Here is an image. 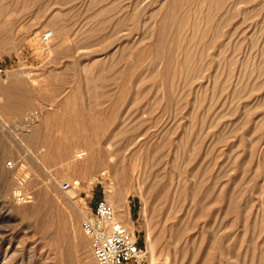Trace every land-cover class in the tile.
Wrapping results in <instances>:
<instances>
[{"label":"rangeland","instance_id":"rangeland-1","mask_svg":"<svg viewBox=\"0 0 264 264\" xmlns=\"http://www.w3.org/2000/svg\"><path fill=\"white\" fill-rule=\"evenodd\" d=\"M173 2H0V264H95L102 197L151 264H264V0Z\"/></svg>","mask_w":264,"mask_h":264},{"label":"built area","instance_id":"built-area-1","mask_svg":"<svg viewBox=\"0 0 264 264\" xmlns=\"http://www.w3.org/2000/svg\"><path fill=\"white\" fill-rule=\"evenodd\" d=\"M51 33L46 32L44 39H49ZM5 73L0 62V79ZM8 165L12 167L13 163ZM73 186L74 183L63 182L60 189L68 191ZM80 227L89 239L95 264H151L147 248L139 243L134 231L116 219L114 206L105 197L97 199L89 213L83 215Z\"/></svg>","mask_w":264,"mask_h":264},{"label":"bare ground","instance_id":"bare-ground-1","mask_svg":"<svg viewBox=\"0 0 264 264\" xmlns=\"http://www.w3.org/2000/svg\"><path fill=\"white\" fill-rule=\"evenodd\" d=\"M173 1V0H172ZM0 2H2V0H0ZM219 2H220V6H222L224 3H225V0H214V3H218L219 4ZM215 4V5H216ZM171 5H175V0H174V2L171 4ZM214 5V6H215ZM173 6H170L171 8L173 7ZM219 6V5H218ZM216 8H217V5L215 6ZM214 7V9H216ZM174 8V7H173ZM213 9V8H212ZM219 10H221V8H217V11H219ZM171 11V10H170ZM214 12H215V10H213ZM212 11V12H213ZM174 11L172 10V13H173ZM167 13V12H166ZM172 19V18H171ZM160 23V22H159ZM158 23V24H159ZM159 31V30H158ZM46 32H48V31H46ZM45 32V33H46ZM161 32V31H160ZM44 33V34H45ZM44 34H43V36H44ZM162 35V34H161ZM52 38V33H51V37L49 38V39H47V40H45L44 39V37H42V39L43 40H45V41H48V40H50ZM161 38V37H160ZM159 38V39H160ZM162 40V39H161ZM158 41V40H157ZM156 42V41H155ZM160 42V41H159ZM153 43V42H152ZM154 44V43H153ZM160 45V44H159ZM157 47H158V45H157ZM160 47V46H159ZM154 48H155V46H154ZM156 49V48H155ZM157 51H158V49H157ZM154 52H156V51H154ZM159 53V52H158ZM142 54V53H141ZM188 58H189V56H188ZM187 58V59H188ZM186 60V59H185ZM125 78V77H124ZM127 81V80H126ZM120 86V85H119ZM93 88V87H92ZM93 90V89H92ZM96 90V89H95ZM73 112H75V114H74V116H78L79 115V111L78 110H74ZM98 125H99V123L97 124V127H98ZM101 128L102 127H98L96 130H94V132H92V134H91V136H89V137H86L85 135H83V134H81V135H79V136H75V137H72V140H74V141H77V142H79V143H81L82 144V142L83 141H85V140H90V141H92V140H98L100 137H101ZM44 141H46V140H44ZM55 148V147H54ZM58 148V147H57ZM86 155V153H85V151H78L77 153H76V158H80V159H83L84 158V156ZM78 166L77 165H70V167L69 168H74L75 170H76V168H77ZM123 181H121V184H119L118 185V183L116 182V185H115V188H114V190L117 192V194H119L120 192H121V190L123 189V188H125V187H129L131 184H130V182L128 183L126 180H125V178L124 179H122ZM76 183H78V181H76ZM113 185V184H112ZM74 186H76L75 185V182H74ZM76 188V187H75ZM114 191V192H115ZM109 202L114 206V209L115 208H118L119 207V203H117V201L116 200H114V199H109ZM115 217H116V219L118 220V214H116V209H115ZM127 217H128V215H127V213L126 214H123V216H121V219H119L124 225H128V220H127ZM60 229V228H59ZM59 231V230H58ZM58 235V234H57ZM152 262L154 263V258L152 257Z\"/></svg>","mask_w":264,"mask_h":264},{"label":"crops","instance_id":"crops-1","mask_svg":"<svg viewBox=\"0 0 264 264\" xmlns=\"http://www.w3.org/2000/svg\"><path fill=\"white\" fill-rule=\"evenodd\" d=\"M18 82H20V81H18ZM18 82L13 81V82L9 83L7 86L4 87L5 91L14 89L16 87V85L18 84Z\"/></svg>","mask_w":264,"mask_h":264}]
</instances>
